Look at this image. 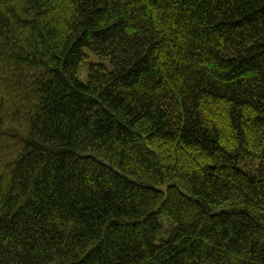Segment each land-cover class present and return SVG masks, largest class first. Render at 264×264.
<instances>
[{
	"label": "trees",
	"instance_id": "16d2710c",
	"mask_svg": "<svg viewBox=\"0 0 264 264\" xmlns=\"http://www.w3.org/2000/svg\"><path fill=\"white\" fill-rule=\"evenodd\" d=\"M242 158L264 0H0V264H264Z\"/></svg>",
	"mask_w": 264,
	"mask_h": 264
},
{
	"label": "rangeland",
	"instance_id": "374dc122",
	"mask_svg": "<svg viewBox=\"0 0 264 264\" xmlns=\"http://www.w3.org/2000/svg\"><path fill=\"white\" fill-rule=\"evenodd\" d=\"M79 79L81 80V82L86 83L87 81V67L86 66L81 67V70L79 73ZM237 165L252 175H259L260 173L264 174V162L262 161H259V160L251 161L250 159L242 158L238 162Z\"/></svg>",
	"mask_w": 264,
	"mask_h": 264
}]
</instances>
